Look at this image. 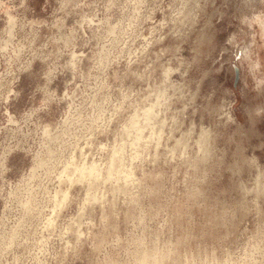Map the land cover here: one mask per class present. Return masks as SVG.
I'll return each mask as SVG.
<instances>
[{"label":"rangeland","instance_id":"1","mask_svg":"<svg viewBox=\"0 0 264 264\" xmlns=\"http://www.w3.org/2000/svg\"><path fill=\"white\" fill-rule=\"evenodd\" d=\"M140 254L264 264V0H0V264Z\"/></svg>","mask_w":264,"mask_h":264},{"label":"bare ground","instance_id":"2","mask_svg":"<svg viewBox=\"0 0 264 264\" xmlns=\"http://www.w3.org/2000/svg\"><path fill=\"white\" fill-rule=\"evenodd\" d=\"M146 114H148V111L146 112ZM119 159L120 158L118 157V154L115 153V155L113 156V159H112V161H111V163L109 165V168H108L109 171L118 167L119 161H120ZM93 169L94 168H90V169H87L85 171H87V173L89 175H92V176L96 177L97 173L95 171H93ZM154 259H156V258H154ZM148 261H149V259H147V255L146 254H140L139 255V264H146Z\"/></svg>","mask_w":264,"mask_h":264}]
</instances>
